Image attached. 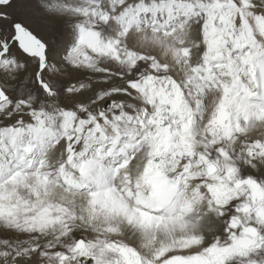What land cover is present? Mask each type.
I'll return each mask as SVG.
<instances>
[{
  "label": "snow or ice",
  "instance_id": "obj_1",
  "mask_svg": "<svg viewBox=\"0 0 264 264\" xmlns=\"http://www.w3.org/2000/svg\"><path fill=\"white\" fill-rule=\"evenodd\" d=\"M0 264H264V0H0Z\"/></svg>",
  "mask_w": 264,
  "mask_h": 264
}]
</instances>
